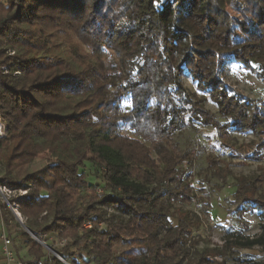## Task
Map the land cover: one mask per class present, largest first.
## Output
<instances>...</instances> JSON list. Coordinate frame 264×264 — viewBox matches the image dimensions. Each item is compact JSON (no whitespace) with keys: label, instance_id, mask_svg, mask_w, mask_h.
Instances as JSON below:
<instances>
[{"label":"trees","instance_id":"1","mask_svg":"<svg viewBox=\"0 0 264 264\" xmlns=\"http://www.w3.org/2000/svg\"><path fill=\"white\" fill-rule=\"evenodd\" d=\"M5 2L0 4L5 126L0 155L9 153L1 160L0 184L26 191L10 200L26 228L36 240L41 235L63 240L54 252L68 264L190 260L197 243L189 239L198 220L174 205L194 202L187 173L194 161L173 141L192 122L220 135L229 129L264 133V110L222 81L228 62L253 73L254 66L264 70V0ZM228 8L246 24L241 37L232 32ZM185 74L216 113L205 108L204 98L186 94ZM124 98L130 99V110L121 112ZM119 125L135 139L121 135ZM43 149L53 162L15 178ZM207 170L222 180L228 175L213 157ZM255 182L264 185V172L238 182L233 196L244 204L239 214L259 213L262 233L226 241L215 256L254 247L264 253V193L257 194ZM105 207L116 214L106 218ZM20 236L28 246V260L17 256L23 264H62L46 257L26 232ZM206 254L195 264L205 263Z\"/></svg>","mask_w":264,"mask_h":264},{"label":"rangeland","instance_id":"2","mask_svg":"<svg viewBox=\"0 0 264 264\" xmlns=\"http://www.w3.org/2000/svg\"><path fill=\"white\" fill-rule=\"evenodd\" d=\"M0 4L5 5V0H0ZM231 21L232 32L234 35L241 37L246 29V24L241 16L227 9ZM62 39H57L60 42ZM66 45V43H65ZM87 54H92L94 49L91 47H83ZM8 55L12 56L10 52ZM257 73L250 72L242 68L235 62H228L225 65L222 76L223 83L230 87L235 93H238L247 100L253 101L258 107L264 110V70L254 66ZM1 69L6 73L5 67ZM182 86L186 94H195L198 98H204V106L212 113H216V106L212 104L206 93H202L196 89L195 84L190 77L185 74L181 79ZM130 110V99L124 98L120 105V111L126 112ZM220 122H223L219 119ZM121 135L135 139L130 130L123 125H119ZM0 137H5V126L0 122ZM173 144H176L183 152L189 151L193 155V166L187 169V173L191 174L190 186L192 194L195 196L194 202L190 205L175 204L176 211L189 212L197 218V223L192 227L190 241L196 242L197 245L190 249L192 253L191 259L183 264H195L198 255L207 252L205 263L203 264H264V253L260 247L252 249H235L232 253L225 252L224 257L215 256L213 251H220L224 248L226 241L246 240L258 237L262 230L260 228L262 221L257 211L239 214L244 204L234 201L233 194L235 186L243 179H253L262 177L264 172V133L254 136L251 133L236 134L232 130H228L226 135H220L217 131L209 126L192 122V127H188L182 132L176 134ZM147 147L149 145L145 143ZM260 146V147H259ZM9 153L5 152L0 155V178L3 175L1 160ZM155 159L154 153H151ZM208 157H213L217 166L226 167L228 175L222 180L213 176L212 170H207ZM53 162L48 150L43 149L37 153L34 161L25 169H21L14 173L15 178H21L25 174L38 171ZM211 172V173H210ZM89 181L95 182L92 177ZM4 186L2 183L0 187ZM7 188V187H6ZM257 194L264 193V185L261 182H255ZM102 191H98V195H102ZM19 192L16 191L14 197L0 194V232L4 230L12 243V248L16 255L23 260H28V246L21 238L20 234L25 226V218L21 215V220L15 217L11 211L12 207L7 205V200H14ZM257 197V196H256ZM105 216L116 214L109 207L104 208ZM169 221L176 225L175 218ZM7 222V223H6ZM105 225H100L103 228ZM30 238L35 239V237ZM44 241L47 249L43 247L46 257L52 256L50 250L55 251L64 245L63 240L50 235H41L36 241ZM223 244H220L222 243ZM1 247V245H0ZM210 252V253H209ZM0 264H3L0 260Z\"/></svg>","mask_w":264,"mask_h":264},{"label":"built area","instance_id":"3","mask_svg":"<svg viewBox=\"0 0 264 264\" xmlns=\"http://www.w3.org/2000/svg\"><path fill=\"white\" fill-rule=\"evenodd\" d=\"M15 190H10L9 188H6L5 186L0 187V194L3 196V194H6L8 196V200L10 197H14ZM19 194L18 196H22L26 193V191H18ZM7 200V205L11 206L12 209L11 211L15 214V217L21 220V216L18 212V206L16 205L15 202H11V204ZM64 242V241H63ZM225 243V242H224ZM39 244L44 247H46L45 242L39 241ZM220 244H223L220 243ZM0 260L2 261L3 264H23V262L17 257L16 253L14 252L12 248V243L8 236L5 234L4 230L0 232Z\"/></svg>","mask_w":264,"mask_h":264},{"label":"water","instance_id":"4","mask_svg":"<svg viewBox=\"0 0 264 264\" xmlns=\"http://www.w3.org/2000/svg\"><path fill=\"white\" fill-rule=\"evenodd\" d=\"M23 231L26 232L28 235L33 237L32 233L26 228V226H22ZM50 253L52 254L53 257L57 258L62 264H68L65 260H63L58 254H56L54 251L50 250Z\"/></svg>","mask_w":264,"mask_h":264}]
</instances>
